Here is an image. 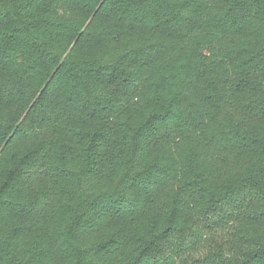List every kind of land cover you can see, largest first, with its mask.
Instances as JSON below:
<instances>
[{"label": "trees", "instance_id": "obj_1", "mask_svg": "<svg viewBox=\"0 0 264 264\" xmlns=\"http://www.w3.org/2000/svg\"><path fill=\"white\" fill-rule=\"evenodd\" d=\"M0 264H264V0H0Z\"/></svg>", "mask_w": 264, "mask_h": 264}]
</instances>
